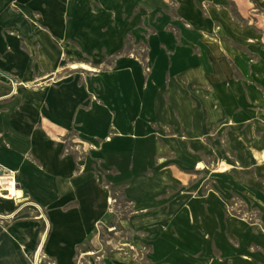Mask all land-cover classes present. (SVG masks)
<instances>
[{"label": "crops", "instance_id": "0c3cea01", "mask_svg": "<svg viewBox=\"0 0 264 264\" xmlns=\"http://www.w3.org/2000/svg\"><path fill=\"white\" fill-rule=\"evenodd\" d=\"M99 52L114 66L72 67ZM211 130L241 167L208 162L225 156ZM68 142L98 149L81 163ZM97 158L129 203L108 252L83 248L110 216ZM0 169L17 183L0 264H32L39 243L42 264H139L144 246L148 264H264V0H0ZM233 194L259 218L229 211Z\"/></svg>", "mask_w": 264, "mask_h": 264}, {"label": "rangeland", "instance_id": "374dc122", "mask_svg": "<svg viewBox=\"0 0 264 264\" xmlns=\"http://www.w3.org/2000/svg\"><path fill=\"white\" fill-rule=\"evenodd\" d=\"M128 50L131 52L133 56L138 58L143 62L145 59V53H146V47L144 43H135L133 41H128ZM96 59H100L101 63H98ZM93 57H89L83 61L82 64L78 65V68L75 69L77 72L80 73H86L87 71H97L101 70L103 68H109L110 66H114V56H107L103 53H97V55ZM144 63V62H143ZM85 65V66H84ZM144 69L145 71L149 70L148 65L144 63ZM148 69V70H147ZM95 98V97H94ZM218 133V132H217ZM217 137L219 139L218 145L221 149H223V152L225 156L222 159H218V157H213L208 159V162L212 165H215L218 171H224L226 172L228 169H230L231 166L228 165V161H232L231 164L232 167H241V160L239 161L236 158V152L234 149H227L229 145L226 143L225 139V130L216 134L215 130H211V134L209 135V139ZM67 148L75 153V156L79 159V161L82 163L84 161V158L86 157V154L89 150H95L98 149V144H82V143H75L72 144L71 142L66 143ZM92 165L95 166L96 171V178L98 184L105 190L108 198V208L107 211L109 213V218L105 223L100 222L99 226V236L97 239V242L94 243V245L86 244L83 248H87L90 250H97L100 249V252H108L110 249H116L118 247L119 241L122 238H129L130 232L129 230L125 229L122 225H120L119 217L126 216V214L129 212V203L125 199L122 193V188L120 186H113V184L109 180V174L114 171L113 168H107L102 166L101 161L97 158L95 163L92 162ZM82 170V165H81ZM253 168H250V170L246 169V172L249 173L252 171ZM249 171V172H248ZM16 183V180H15ZM207 185L211 186V180H207ZM17 188V183H16ZM16 189H14L13 195H15ZM12 195V194H11ZM228 210L237 214L244 216L245 218H248L250 220H256L259 218L258 211H255L253 208H251L248 204H245L242 202L241 198L238 195H231L229 198V204L227 206ZM122 245V244H121ZM133 246L130 243H125L124 247L129 249V246ZM120 247V246H119ZM118 247V248H119ZM130 252H135V247L133 246V250H130ZM149 246L141 247L138 254H134L133 258L138 261L139 264H148V254ZM77 262L81 259V262L83 264H88L87 261L89 260L88 255L80 256L77 258ZM80 263V264H82Z\"/></svg>", "mask_w": 264, "mask_h": 264}, {"label": "built area", "instance_id": "2783aa9c", "mask_svg": "<svg viewBox=\"0 0 264 264\" xmlns=\"http://www.w3.org/2000/svg\"><path fill=\"white\" fill-rule=\"evenodd\" d=\"M148 70V69H147ZM1 170V169H0ZM2 174L0 175V193H5L6 195H10V191L8 189V185L12 184L13 187L16 189V183H15V176L14 173L12 171H2ZM33 205L35 206V208L38 211H41V208L38 204L33 203ZM100 226V222L96 223V227ZM130 250H133V246H129ZM45 259V256L42 253V243H39L33 253L32 256V264H42L43 260Z\"/></svg>", "mask_w": 264, "mask_h": 264}, {"label": "bare ground", "instance_id": "6f19581e", "mask_svg": "<svg viewBox=\"0 0 264 264\" xmlns=\"http://www.w3.org/2000/svg\"><path fill=\"white\" fill-rule=\"evenodd\" d=\"M85 66V65H84ZM73 68H76V67H78V65H73L72 66ZM8 187V189H9V191H10V194H12L13 195V193H14V187H13V185L12 184H10V185H8L7 186Z\"/></svg>", "mask_w": 264, "mask_h": 264}, {"label": "water", "instance_id": "95a60500", "mask_svg": "<svg viewBox=\"0 0 264 264\" xmlns=\"http://www.w3.org/2000/svg\"><path fill=\"white\" fill-rule=\"evenodd\" d=\"M2 174L1 170H0V175Z\"/></svg>", "mask_w": 264, "mask_h": 264}]
</instances>
